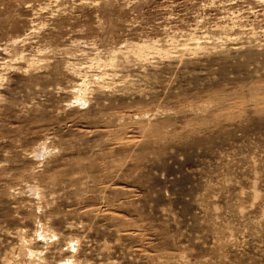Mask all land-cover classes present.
<instances>
[{
    "label": "rangeland",
    "instance_id": "obj_1",
    "mask_svg": "<svg viewBox=\"0 0 264 264\" xmlns=\"http://www.w3.org/2000/svg\"><path fill=\"white\" fill-rule=\"evenodd\" d=\"M261 94L264 0H0V264H264Z\"/></svg>",
    "mask_w": 264,
    "mask_h": 264
},
{
    "label": "bare ground",
    "instance_id": "obj_2",
    "mask_svg": "<svg viewBox=\"0 0 264 264\" xmlns=\"http://www.w3.org/2000/svg\"><path fill=\"white\" fill-rule=\"evenodd\" d=\"M257 100L258 101H261L263 103V101H264V94H261L259 97H257Z\"/></svg>",
    "mask_w": 264,
    "mask_h": 264
}]
</instances>
